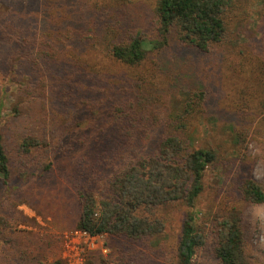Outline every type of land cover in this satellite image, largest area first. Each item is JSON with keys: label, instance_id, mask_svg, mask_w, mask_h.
I'll return each mask as SVG.
<instances>
[{"label": "rangeland", "instance_id": "rangeland-1", "mask_svg": "<svg viewBox=\"0 0 264 264\" xmlns=\"http://www.w3.org/2000/svg\"><path fill=\"white\" fill-rule=\"evenodd\" d=\"M155 1L130 0L99 10L92 5L89 12L102 15L103 24H119L123 35L143 32L155 39ZM236 1L229 35L211 52H196L171 35L165 46L149 50L145 61L133 68L154 82L152 89L168 109L182 105L187 92H208L203 110L188 130L194 147H211L217 155L204 171L203 188L195 201L199 224L208 237L194 264H218L212 251L213 218L225 202L243 206L245 260L264 264V203L243 204L238 199L243 175L264 185V1ZM72 53L68 64L73 65L74 75L68 71L61 85L25 93L19 86L25 79L29 82V72L0 49V130L12 171L7 186L0 184V264H52L56 259L61 264H175L186 210L180 203L163 210L166 225L159 241L134 242L75 231L80 213L77 191L90 186L97 192L107 183L112 167L106 163L108 149L101 148L106 141L103 134L117 130L114 126L100 131L106 126L102 113L106 108L95 106L99 113L94 119L88 106L98 103L108 71L124 78V67L109 69L107 58L96 52L72 49ZM97 65L101 72H95ZM26 134L44 137L47 144L23 152L17 145ZM98 134L103 142L93 147ZM47 163L50 169L40 175ZM23 168L34 174L20 181L17 174Z\"/></svg>", "mask_w": 264, "mask_h": 264}, {"label": "trees", "instance_id": "trees-1", "mask_svg": "<svg viewBox=\"0 0 264 264\" xmlns=\"http://www.w3.org/2000/svg\"><path fill=\"white\" fill-rule=\"evenodd\" d=\"M129 2L0 0L3 10L0 12V49L29 72L26 76L29 82L25 79L19 86L25 93L35 87L44 91L47 86L55 88L54 83L61 85L62 75L68 71L74 75L73 65L68 64L74 56L72 49L82 54L96 52L107 58L109 69L124 67V78L108 71L107 87L99 89L98 103L88 106L94 119L99 113L95 106L103 104L106 108L102 112L107 118L106 126L100 127V131L106 132L107 127L114 126L117 130L103 134L106 141L101 144V148L109 151L106 163L112 167L107 183L97 192L90 186L77 191L80 213L75 228L91 235L106 233L134 242L152 238L159 241L166 225L163 210L180 203L186 210L175 264H194L198 250L207 243L208 237L199 224L195 201L203 188L204 171L217 155L211 147H194L188 130L203 110L208 92L203 89L187 92L182 105L168 109L152 89L154 82L133 68L145 61L149 50L165 46L171 35L196 52H211L227 39L228 21L237 1L156 0L155 39L143 32L123 35L119 24H103L102 15L89 12L92 5L99 10ZM95 72H101L99 65ZM99 77L101 74L96 76V81ZM262 118L264 121V113ZM100 136L95 137L93 147L103 142ZM46 141L36 134H26L20 138L17 148L30 152L46 145ZM84 143L88 144L85 140ZM50 167L51 163L43 165L39 174ZM23 169L17 174L20 181L34 174ZM11 175L0 130V184L7 186ZM238 188L241 203H264V185L249 174L243 175ZM230 203L225 202L221 211L214 214L213 255L218 264H249L242 250L243 206ZM52 264H61V261L56 259Z\"/></svg>", "mask_w": 264, "mask_h": 264}, {"label": "built area", "instance_id": "built-area-1", "mask_svg": "<svg viewBox=\"0 0 264 264\" xmlns=\"http://www.w3.org/2000/svg\"><path fill=\"white\" fill-rule=\"evenodd\" d=\"M75 231L77 232V233H82V234H85V235H89V236H95V235H91V234H89L87 231H85V230H81V229H75ZM98 235V234H97Z\"/></svg>", "mask_w": 264, "mask_h": 264}]
</instances>
